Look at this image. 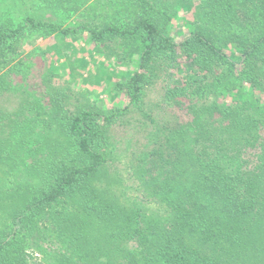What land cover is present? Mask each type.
I'll list each match as a JSON object with an SVG mask.
<instances>
[{"label": "trees", "instance_id": "trees-1", "mask_svg": "<svg viewBox=\"0 0 264 264\" xmlns=\"http://www.w3.org/2000/svg\"><path fill=\"white\" fill-rule=\"evenodd\" d=\"M48 1L67 10L77 4L89 13L95 8L89 0ZM240 1L258 10L264 21V0L111 2L106 15L127 16L132 24H105L90 34L95 43L121 40L125 56L134 57L137 68L124 87L132 103L141 100L155 62H183L186 72L167 91L187 122L175 131L179 138L172 145L164 143L174 151L158 156L167 186L156 194L164 201V216L145 224L140 209L114 203L109 189L99 186L110 161L108 126L128 106L109 113L79 107L64 116L59 137L48 147L51 156L38 173L46 186L20 202L14 230L0 235V264H27L25 234L45 216L49 228L43 235L48 232V248L54 249L48 251V264H264V24L239 43L201 30L178 41L168 29L180 11L192 10L201 20L235 25ZM26 22L15 29L0 25V54L18 42L26 27L47 37L68 31L51 22ZM231 45L237 46L238 58ZM220 66L228 72L242 68L248 76L242 78L247 90L230 101L224 94L233 89L231 79L217 82L218 76H212ZM17 69L0 61V96L10 90L5 75ZM28 136L9 116H0V166L16 165L18 144ZM196 234L206 241L193 238ZM216 239L217 245L231 248L212 251L207 240Z\"/></svg>", "mask_w": 264, "mask_h": 264}, {"label": "rangeland", "instance_id": "rangeland-1", "mask_svg": "<svg viewBox=\"0 0 264 264\" xmlns=\"http://www.w3.org/2000/svg\"><path fill=\"white\" fill-rule=\"evenodd\" d=\"M112 1L89 0V4L95 3L89 13L80 4L67 10L48 0H0V25L22 28L29 18L68 30L64 35L47 37L26 27L18 42L0 54L1 62L8 61L20 68L5 75L10 90L0 96V116H9V120L29 133L18 144L16 165L0 166V235L14 230L12 219L20 202L34 198L46 186L38 173L51 156L48 147L59 137L57 130L64 116L79 107L109 113L128 106L125 115L108 126L110 161L99 186L109 189V198L114 203L140 209L145 224L164 216V201L156 194L167 186L161 178L163 171L158 156L174 151L166 145L179 138L175 131L187 122L167 91L176 82L175 77L186 76V72L183 62L179 66L155 62V69L147 71L148 81L144 83L141 100L132 103L124 87L137 68L134 57L125 56L121 40L95 43L90 34L101 31L105 24L119 28L132 24L127 16L106 15L112 12ZM242 4L235 25L201 20L192 10L180 11L168 29L178 41L201 30L239 43L241 39L252 38L264 24L258 10ZM231 48L235 57L239 56L237 46ZM237 63L242 67L239 60ZM242 70L228 72L227 67L220 66L212 74L218 76L217 82L231 79L233 89L224 94L228 101L247 90L248 84L242 78L248 76ZM19 189L20 192H14ZM48 220V216L41 217L25 234L27 264H48V251H54L51 244L48 248V232L46 237L43 232L49 228ZM194 236L206 241L199 234ZM217 240H207L212 251L231 248L229 244L217 245ZM234 252L235 249L231 250Z\"/></svg>", "mask_w": 264, "mask_h": 264}]
</instances>
